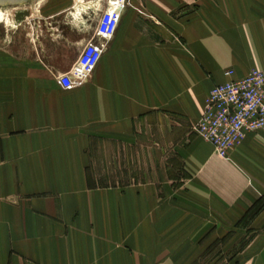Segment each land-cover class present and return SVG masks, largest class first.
<instances>
[{
    "label": "crops",
    "instance_id": "crops-1",
    "mask_svg": "<svg viewBox=\"0 0 264 264\" xmlns=\"http://www.w3.org/2000/svg\"><path fill=\"white\" fill-rule=\"evenodd\" d=\"M128 1L79 87L56 77L92 33L64 18L0 54V264H198L264 200V132L226 158L193 132L226 70L264 68V0ZM251 225L225 264H264Z\"/></svg>",
    "mask_w": 264,
    "mask_h": 264
},
{
    "label": "built area",
    "instance_id": "built-area-1",
    "mask_svg": "<svg viewBox=\"0 0 264 264\" xmlns=\"http://www.w3.org/2000/svg\"><path fill=\"white\" fill-rule=\"evenodd\" d=\"M128 5V0H104L97 12L92 34L75 62L68 72L56 77L62 89L79 87L90 79ZM225 75L228 80L211 88L204 111L193 127L195 133L209 142L214 152L223 158L247 133L264 132V68H252L239 79L232 78V69L226 70Z\"/></svg>",
    "mask_w": 264,
    "mask_h": 264
},
{
    "label": "rangeland",
    "instance_id": "rangeland-1",
    "mask_svg": "<svg viewBox=\"0 0 264 264\" xmlns=\"http://www.w3.org/2000/svg\"><path fill=\"white\" fill-rule=\"evenodd\" d=\"M103 3L104 0H26L19 4L2 5L0 6V54L3 55V59L6 54L13 56L21 33L30 42L33 39L46 37L50 30V21L62 20V18L66 23L84 29V36H89L92 33L91 27L95 25L94 18ZM69 7L73 10L68 11L64 17ZM193 132L195 133L194 129ZM138 175L140 174H136L137 177ZM255 217L256 215L238 221L235 227L239 229H232L218 238L206 253L199 256L198 264H225L228 259L233 258L235 253L243 249L257 233L258 227H251Z\"/></svg>",
    "mask_w": 264,
    "mask_h": 264
},
{
    "label": "trees",
    "instance_id": "trees-1",
    "mask_svg": "<svg viewBox=\"0 0 264 264\" xmlns=\"http://www.w3.org/2000/svg\"><path fill=\"white\" fill-rule=\"evenodd\" d=\"M264 208V201L263 199L258 200L255 202L250 209L247 211V213L244 216V219H249L251 217H254L257 215L262 209Z\"/></svg>",
    "mask_w": 264,
    "mask_h": 264
},
{
    "label": "bare ground",
    "instance_id": "bare-ground-1",
    "mask_svg": "<svg viewBox=\"0 0 264 264\" xmlns=\"http://www.w3.org/2000/svg\"><path fill=\"white\" fill-rule=\"evenodd\" d=\"M26 0H0V6L2 5H11V4H19Z\"/></svg>",
    "mask_w": 264,
    "mask_h": 264
}]
</instances>
